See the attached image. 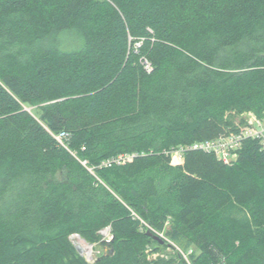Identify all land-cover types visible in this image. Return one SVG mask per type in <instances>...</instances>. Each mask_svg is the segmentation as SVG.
Instances as JSON below:
<instances>
[{
  "label": "trees",
  "instance_id": "1",
  "mask_svg": "<svg viewBox=\"0 0 264 264\" xmlns=\"http://www.w3.org/2000/svg\"><path fill=\"white\" fill-rule=\"evenodd\" d=\"M247 112L264 0H0V264H89L70 238L106 228L93 264H264L262 146L168 155Z\"/></svg>",
  "mask_w": 264,
  "mask_h": 264
},
{
  "label": "built area",
  "instance_id": "2",
  "mask_svg": "<svg viewBox=\"0 0 264 264\" xmlns=\"http://www.w3.org/2000/svg\"><path fill=\"white\" fill-rule=\"evenodd\" d=\"M144 65L145 68L150 71V65L147 62H144ZM231 115L234 116L232 126L216 138L170 150L168 155L171 157V165L174 167L183 165L186 151H201L207 154H213L219 161L226 165H230L238 159L245 142L249 140L257 141L264 149V118H260L252 112L243 113L241 115L231 113ZM54 138L59 144L68 149L67 141L70 138L69 133L63 131L58 135H54ZM132 159V156L120 155L103 162L101 168L122 166L132 161ZM106 229L109 230L110 234L107 241H111L113 238L111 236V230L110 228ZM159 236L165 239L163 233ZM181 253L187 258L182 251Z\"/></svg>",
  "mask_w": 264,
  "mask_h": 264
},
{
  "label": "rangeland",
  "instance_id": "3",
  "mask_svg": "<svg viewBox=\"0 0 264 264\" xmlns=\"http://www.w3.org/2000/svg\"><path fill=\"white\" fill-rule=\"evenodd\" d=\"M254 113V112H252ZM255 114V113H254ZM232 117V118H230ZM229 120H233L234 116H232L231 114H229ZM160 235V234H159ZM158 235V236H159ZM100 243L98 245H95V244H90L88 243L87 241L83 240L82 238H80L79 236L77 235H73L70 239H71V242L72 244L74 245V247L76 248V250L78 251V253L86 260L87 263L89 264H93L96 262L97 258H99V256L104 252L105 253V247H107L108 243L107 242H110V241H107L108 238L110 237V234H109V230L107 229H104L100 232ZM82 241L87 244L89 247H91V250H92V253H91V256L89 257L87 254L85 253H82L81 250H80V246H81V243ZM170 245L174 248H176L177 251L181 252V249L179 246H177L175 243H171L169 242ZM168 254H172V249L169 248L165 253L164 255H161V257L163 258H169V255ZM159 257V254H153L150 256L151 259H156ZM186 261L189 262V260H187L188 258H186L185 256H183ZM190 264V262H189Z\"/></svg>",
  "mask_w": 264,
  "mask_h": 264
},
{
  "label": "water",
  "instance_id": "4",
  "mask_svg": "<svg viewBox=\"0 0 264 264\" xmlns=\"http://www.w3.org/2000/svg\"><path fill=\"white\" fill-rule=\"evenodd\" d=\"M238 120H240V119H238ZM148 235L154 236L155 240H157V241H161L162 243L164 242L163 238H161L158 235H154L151 231H148ZM112 242H113V238L110 242H107L108 245H107V247H105V256L114 254V248L111 246Z\"/></svg>",
  "mask_w": 264,
  "mask_h": 264
},
{
  "label": "bare ground",
  "instance_id": "5",
  "mask_svg": "<svg viewBox=\"0 0 264 264\" xmlns=\"http://www.w3.org/2000/svg\"><path fill=\"white\" fill-rule=\"evenodd\" d=\"M79 248H80L82 253L87 254L89 257L91 256V253H92L91 247H89L83 241H82L81 246Z\"/></svg>",
  "mask_w": 264,
  "mask_h": 264
}]
</instances>
